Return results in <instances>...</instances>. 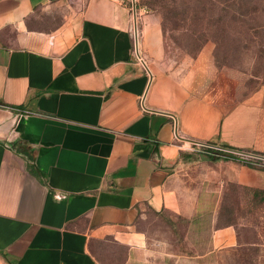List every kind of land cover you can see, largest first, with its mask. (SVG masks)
Wrapping results in <instances>:
<instances>
[{"label":"crops","instance_id":"1","mask_svg":"<svg viewBox=\"0 0 264 264\" xmlns=\"http://www.w3.org/2000/svg\"><path fill=\"white\" fill-rule=\"evenodd\" d=\"M137 15L136 0H0V264H197L157 251L140 221L196 219L232 184L264 191L236 157L264 162L251 126L224 121L218 48L170 65L160 19ZM241 227L210 226L198 259L264 254Z\"/></svg>","mask_w":264,"mask_h":264},{"label":"rangeland","instance_id":"2","mask_svg":"<svg viewBox=\"0 0 264 264\" xmlns=\"http://www.w3.org/2000/svg\"><path fill=\"white\" fill-rule=\"evenodd\" d=\"M136 6L139 27L144 14L160 19L163 36L165 26L164 56L170 65L189 61L206 47L218 48L220 83L225 79L229 82L227 89L234 91L233 98L229 99V116H224V121L233 116L236 125L242 122L251 126L254 143L249 152L264 157V117L249 118L242 109L249 99L250 103L259 101L262 106L264 103V0L248 1L244 29L236 23L239 15L235 0H136ZM197 18L204 22L200 30L193 32ZM236 157L244 165L264 171L263 161L244 154ZM225 193L227 197L204 198L202 213L196 219H184L173 213H151L140 221L139 229L157 251L184 263L264 264L259 247H245L239 257L213 254L198 259L210 252L213 233L210 226L214 224L242 225L240 232L246 243H264V191L236 187ZM116 254L123 256L122 251Z\"/></svg>","mask_w":264,"mask_h":264},{"label":"trees","instance_id":"3","mask_svg":"<svg viewBox=\"0 0 264 264\" xmlns=\"http://www.w3.org/2000/svg\"><path fill=\"white\" fill-rule=\"evenodd\" d=\"M248 1L249 0H235V7L236 6L238 7V15H239V17L236 19V23L238 25V28L240 27L241 29L242 28L244 29V25H245V21H246L245 18L247 17V14L245 13V9L248 8ZM196 20H199V21L198 22L196 21V25H195L196 27H195V29H193V32H197V30H200V28H202V24L204 22V20L199 19V18H197ZM220 21H223V19H221ZM163 30H164V37H165V35H166L165 26H164ZM193 35H196V34L193 33ZM208 40H209L208 38L205 39L203 41V43L205 44L206 42H208ZM236 187H238V186L232 184V185L229 186V189H234ZM238 188H240V187H238ZM255 194L257 195V193H255ZM224 196L227 197L228 195L226 193H224ZM263 198H264V195H263ZM229 224H236V223L232 222V223H229ZM225 225H227V224H225ZM218 226H223V225H218Z\"/></svg>","mask_w":264,"mask_h":264},{"label":"built area","instance_id":"4","mask_svg":"<svg viewBox=\"0 0 264 264\" xmlns=\"http://www.w3.org/2000/svg\"><path fill=\"white\" fill-rule=\"evenodd\" d=\"M129 1H131V2H133V3L135 2V0H129Z\"/></svg>","mask_w":264,"mask_h":264},{"label":"water","instance_id":"5","mask_svg":"<svg viewBox=\"0 0 264 264\" xmlns=\"http://www.w3.org/2000/svg\"><path fill=\"white\" fill-rule=\"evenodd\" d=\"M135 3V2H134ZM134 8H135V6H134Z\"/></svg>","mask_w":264,"mask_h":264}]
</instances>
